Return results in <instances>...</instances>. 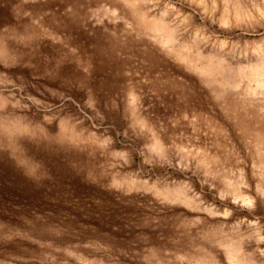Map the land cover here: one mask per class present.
Wrapping results in <instances>:
<instances>
[{
	"label": "rangeland",
	"instance_id": "374dc122",
	"mask_svg": "<svg viewBox=\"0 0 264 264\" xmlns=\"http://www.w3.org/2000/svg\"><path fill=\"white\" fill-rule=\"evenodd\" d=\"M0 264H264V0H0Z\"/></svg>",
	"mask_w": 264,
	"mask_h": 264
}]
</instances>
